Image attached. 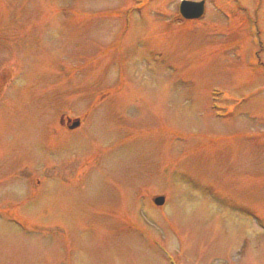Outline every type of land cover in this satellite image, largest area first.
I'll return each instance as SVG.
<instances>
[{
	"label": "rangeland",
	"instance_id": "rangeland-1",
	"mask_svg": "<svg viewBox=\"0 0 264 264\" xmlns=\"http://www.w3.org/2000/svg\"><path fill=\"white\" fill-rule=\"evenodd\" d=\"M204 1L0 0V264H264V0Z\"/></svg>",
	"mask_w": 264,
	"mask_h": 264
},
{
	"label": "water",
	"instance_id": "water-1",
	"mask_svg": "<svg viewBox=\"0 0 264 264\" xmlns=\"http://www.w3.org/2000/svg\"><path fill=\"white\" fill-rule=\"evenodd\" d=\"M180 12L181 14L188 19H194L200 17L204 12V1H187L183 0L180 4ZM79 124L78 120H75L71 124V128L77 126ZM164 201V198L162 196L156 197L154 199V202L156 204H162Z\"/></svg>",
	"mask_w": 264,
	"mask_h": 264
}]
</instances>
